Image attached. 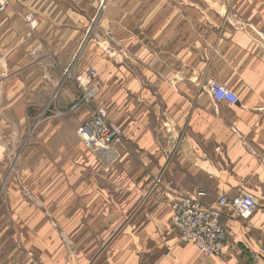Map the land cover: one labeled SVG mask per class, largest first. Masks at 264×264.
I'll return each mask as SVG.
<instances>
[{
    "label": "crops",
    "instance_id": "crops-1",
    "mask_svg": "<svg viewBox=\"0 0 264 264\" xmlns=\"http://www.w3.org/2000/svg\"><path fill=\"white\" fill-rule=\"evenodd\" d=\"M7 1L0 130L20 140L21 186L38 205L4 182L20 232L0 238V264H264V0H108L82 47L92 0ZM90 66L122 130L95 152L76 129L96 105L71 109L81 93L64 74ZM208 81L237 101L215 102ZM199 191L203 204L241 192L258 202L247 218L221 208L220 256L170 224L171 200Z\"/></svg>",
    "mask_w": 264,
    "mask_h": 264
},
{
    "label": "built area",
    "instance_id": "built-area-1",
    "mask_svg": "<svg viewBox=\"0 0 264 264\" xmlns=\"http://www.w3.org/2000/svg\"><path fill=\"white\" fill-rule=\"evenodd\" d=\"M94 76L95 72L89 71L85 81L80 80L82 94L72 103L71 109H76L80 103H92L95 100L97 84L92 82ZM207 88L215 102L234 103L238 99L231 89L216 81H209ZM76 133L92 152L108 148L122 138L120 126L108 121L101 109L90 115L76 129ZM158 181L157 179L156 182ZM202 196L204 193L199 191L194 195H182L172 199L170 224L178 232L180 241L194 245L205 255L220 256L226 243L225 231L219 223L221 208L228 209L232 217L247 218L257 210L258 202L252 195L244 192L232 197L222 194L212 204H203L199 200ZM261 252L264 250L261 249Z\"/></svg>",
    "mask_w": 264,
    "mask_h": 264
},
{
    "label": "rangeland",
    "instance_id": "rangeland-1",
    "mask_svg": "<svg viewBox=\"0 0 264 264\" xmlns=\"http://www.w3.org/2000/svg\"><path fill=\"white\" fill-rule=\"evenodd\" d=\"M102 1H104V3ZM106 1H108V0H92V2H91V10H92V20L93 21L91 23L89 31H87L86 38H83V41L81 42L82 43L81 47L85 44V42L90 41L91 39L94 38V31L92 32V30H93L94 26L98 22V18L100 16V12L102 11ZM115 1L116 0H109L108 1V4L111 3V6H112L113 10L115 8V6H114L115 5ZM8 5H9V2L7 0H0V11H3L5 8H7ZM27 20L29 22L31 20L33 21L32 17H30V16H28ZM97 27H98V24H97ZM108 32H109L108 33V38H109V41H111L110 38H111L112 34L110 33L109 30H108ZM103 36L105 37L106 34L103 35ZM94 41H95V39L93 40V42ZM95 45L99 46V44L97 42L95 43ZM87 68L88 69H87L86 73H84V72H79L78 73L76 71L74 72L72 69L69 68L68 70L65 71L64 74L66 76L71 75L70 78L76 79L77 84H78V86L80 88V93L82 94V85L80 84V78L79 77L82 78L81 79V81H82L83 79L85 80L86 74L89 73V71H94L95 72V76L92 78V82L94 84H97V87H96V93H95V100L92 102V104L96 105V108L94 110V112H96L98 109H101L99 107V103L97 102L98 101L99 92H100V82H99L98 77H97L98 67L97 66H90V67H87ZM207 85H208V83H207ZM81 94H80V96H81ZM78 99H76L75 101H77ZM45 107L47 109L51 108L52 107V100L49 101V103H47L45 105ZM101 110L105 114V111L103 109H101ZM49 114H51L50 110L49 111H45L44 116H47ZM41 115H39V116H41ZM105 117H106V114H105ZM38 118H40V117H38ZM106 119L108 121H110L107 117H106ZM30 124H31L30 126H32L33 123H30ZM4 142H5L4 134L0 130V143L3 145ZM19 142H20V140H18V138L12 139L11 145L7 144L5 142V146H4L5 147V155H4L5 161L1 162V164H0V186H3V188L1 187V190H0L1 191L0 192V238H2V237H5V238L6 237H10V231H11V233H14V232L17 233V235H15L13 237H19V232H20L19 224H16L17 221H19V220H15L14 213H16V211L12 210V206L10 205L9 193H7L6 189L4 188V182L6 183L7 181L8 182L10 181V182L13 183V184H11L12 186H14V187H15V185H16V187L18 186L23 191L22 194L24 195V197L26 198V200L28 202H30L33 205H38V200L34 196H32L31 194L26 193L25 190H23V188L21 186V182H20L21 179L19 178V171H20L19 158H20V153H21L20 150H19V146H18ZM10 168H11V177H9V178L5 177L7 171ZM20 212L21 211H19L17 213L20 215ZM55 227H56V225H55ZM108 236L109 237H115L116 236V230H114V229L109 230ZM3 239H2V241H3ZM2 241L0 242V249H3L5 247V245H7V242H6V244H3ZM10 244L12 246L15 245L14 242L9 243V245Z\"/></svg>",
    "mask_w": 264,
    "mask_h": 264
}]
</instances>
